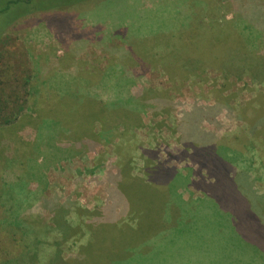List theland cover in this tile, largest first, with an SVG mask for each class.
<instances>
[{
  "label": "rangeland",
  "instance_id": "1",
  "mask_svg": "<svg viewBox=\"0 0 264 264\" xmlns=\"http://www.w3.org/2000/svg\"><path fill=\"white\" fill-rule=\"evenodd\" d=\"M9 1L0 0L5 13L0 14V28L13 21L0 42V201L19 220L15 232L26 250L19 247L16 263L8 264H69L70 255L93 254L98 264H199L198 253L186 261L176 248L172 261L162 262V239L169 233L163 226L143 230L144 224L146 216L171 221L182 200L202 196L189 184L206 173L195 171L189 145L182 143L181 110L194 99L208 105H264L262 81L253 73L242 75L249 65L256 72L252 66L264 63V0H88L69 6L61 3L72 0ZM57 4L61 6L23 15L32 7ZM231 52L259 57L249 64L235 60ZM230 61L237 64L227 65ZM189 65L197 66L191 70ZM142 68L146 85L167 91L169 101L162 109L149 100L140 110L123 112L130 135L124 136L127 142L119 139V145L133 148L128 159L137 186L128 212L117 219L119 208L116 217L106 214L112 201L104 174L107 160L121 162L122 156L110 148L101 162L95 153L81 157L58 141L66 128L43 118L35 105L41 93L56 96L61 104L90 105L122 130L123 119L112 116L119 109L109 103L124 85L136 84L133 74ZM236 120L229 134L236 132ZM30 130L36 134L33 143L26 135ZM14 148L27 152L25 166L19 158L11 161ZM142 150L157 155L147 160ZM252 154L256 162L258 156L251 150L250 158ZM159 165L175 177L174 185L153 191L146 172ZM100 217L106 218L103 224L95 221ZM193 237L198 243L205 240ZM214 250L227 264L240 255L217 246Z\"/></svg>",
  "mask_w": 264,
  "mask_h": 264
},
{
  "label": "trees",
  "instance_id": "2",
  "mask_svg": "<svg viewBox=\"0 0 264 264\" xmlns=\"http://www.w3.org/2000/svg\"><path fill=\"white\" fill-rule=\"evenodd\" d=\"M15 1L19 2V0ZM15 1L10 0L9 3H15ZM85 1L88 0H72L61 3V5L69 6ZM61 5H50V7L38 9L32 7L23 15ZM1 13L5 14L3 10H0ZM12 23L13 21L9 20L5 26L0 28V42L8 26ZM260 53L262 55L264 51ZM231 56L235 60L241 58L249 60V64L254 58L259 57L253 52H231ZM217 61L221 60L217 59ZM236 62L230 61L227 65H236ZM227 65L224 64L223 69H228ZM189 66L192 68L191 70H194L197 65ZM248 67L245 72H242V75L247 76L253 73L258 76H254V79L256 81L260 79L264 85V63H256L255 66H252L258 70L256 72ZM176 70L174 69V71ZM144 75V68L137 69L133 74L136 84H133L132 87L124 85L120 88V92L117 90L114 93L115 98H112L114 100L109 103V105H117L119 109L120 114L112 116L116 117L117 120L123 119L125 124H123L122 130L119 124H114L115 122H111L108 116L96 111L90 105L69 103L66 100L61 104L57 102L56 96L48 97L44 93L39 95L35 105L37 111L44 116L43 118L49 119V121H58L66 128V134L63 137L59 136L58 141L60 143L66 142V147L79 152L81 157L95 153L97 155L96 161L101 162L104 160L106 151L110 148L122 156L121 162L109 158L104 174L105 182L110 186L109 195L112 201V205L106 207V214L116 217L113 213L116 208H119L121 212L117 214V219L125 216V211L128 212L130 197L137 186V179L130 174L131 168L128 159L131 157L129 150L133 148H130L129 144L123 147L119 145V143L121 144L119 139L127 142L128 138L124 136L130 135L126 130L130 126L126 123L123 112L140 110V106L149 100L156 102L157 108L162 109L167 100L169 101L168 92H158L160 90L152 88V85H146V80H142ZM89 85L86 87L87 91L92 89L88 87ZM262 93L264 96V90ZM107 100L109 101V98ZM59 105L63 107L59 108ZM180 115L178 126L182 143L188 144L190 148L188 154L184 150L183 154H187L196 164L197 169L195 171L204 170L206 173V176L200 174L197 180L189 183L196 185L202 196L185 203L182 200V203L176 206V209H179L177 217L171 221H162V217L159 218L158 216H146L143 230L163 226L169 234L176 233L179 236L184 233L189 236L188 232L192 231L195 236L203 235L208 243L213 245V249L216 245L222 252L227 249L231 256L240 253L237 258L229 260L230 264H264V141L260 138L264 137V105L262 108H249L245 105L237 106L228 104V102L222 103V101L208 105L194 99L187 108L181 110ZM235 117L239 118L236 120V132L229 134V128ZM238 122H245V124L239 127ZM26 135L30 143H33L32 137L36 134L30 130ZM250 140L252 143L249 147L248 142ZM100 147L102 152H98ZM251 150L258 156L257 163L254 160V154L251 158L249 157ZM142 153L144 156L145 154L149 156L147 160L157 155L151 150L146 153L142 150ZM26 155L27 152L14 148L12 149L11 161H16L15 159L19 158L21 160H19V164L25 166ZM159 166H152L146 172L150 176L148 180L154 187L153 191L159 190L160 187L165 188L164 185L167 184L172 183L174 185L175 177L171 176L170 172L164 173L166 172L165 168ZM144 195L147 193L145 192ZM50 203L54 207L55 199ZM0 206V230H2L3 242L0 244L2 247L0 249V264H8L10 261L16 263V258L19 257L20 242L15 229H19L21 224L13 216H9L10 210L4 202L0 201ZM188 206L189 211L187 210ZM159 209L161 211L162 207ZM144 213L146 212L144 211ZM110 220L113 218L108 221ZM95 221L103 224L106 218L100 217ZM191 224L195 228L186 230ZM141 229L142 227L138 231L140 232ZM171 238L174 237L171 236ZM168 239H170V235ZM192 242L194 243L195 239ZM195 244L188 243L186 245L202 249L201 245L196 246ZM21 245L23 248L20 247V249L26 250L25 245L22 243ZM206 247L208 248V245L204 243V248ZM135 251L141 255L139 250ZM213 253L212 260L214 262L212 264L226 263L224 258L219 260L215 250ZM108 258L109 261L112 260L111 257ZM138 259L142 262L140 257ZM67 261L69 264H98V257L95 254L86 258L70 255ZM186 261H190V259H186ZM105 264H109V262L106 261ZM208 264H211L210 261Z\"/></svg>",
  "mask_w": 264,
  "mask_h": 264
},
{
  "label": "crops",
  "instance_id": "3",
  "mask_svg": "<svg viewBox=\"0 0 264 264\" xmlns=\"http://www.w3.org/2000/svg\"><path fill=\"white\" fill-rule=\"evenodd\" d=\"M194 228H195V226H192V224H191V226L188 227L186 230H192ZM166 232H168V231H166ZM188 233H189V236L186 233H184L183 235H180V236L178 234H176V233L169 234L170 235V239H168L169 235L165 233L166 236H163V239H162L163 244H162L161 251L164 252V254H165V255L163 254L162 262H171L172 258L168 259V257H172V256H170L171 255V250H172L171 248H176V249H178L180 252H182L185 255L184 256V260H186V259L193 260L194 259V254L198 253V255H199V264H208L209 261L212 264L214 262L212 260L213 259V255H214V253H213V250H214L213 249V245L211 243H208V240H206L204 238L205 240H200V243H198L196 241L194 242V243H196L195 244L196 246L201 245L202 249H198L196 247L188 246V245H186L188 243L194 244L192 242V240H194V237H193L194 232L189 231ZM162 235H163V233H162ZM171 236L174 237V238H171ZM204 243H206L208 245V248L207 247L204 248ZM225 264H227V263H225Z\"/></svg>",
  "mask_w": 264,
  "mask_h": 264
}]
</instances>
